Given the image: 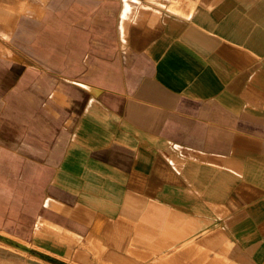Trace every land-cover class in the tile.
I'll return each instance as SVG.
<instances>
[{
    "label": "crops",
    "instance_id": "1",
    "mask_svg": "<svg viewBox=\"0 0 264 264\" xmlns=\"http://www.w3.org/2000/svg\"><path fill=\"white\" fill-rule=\"evenodd\" d=\"M192 1L136 14L126 0L127 61L70 94L59 86L62 127L44 159L59 188L109 221L84 218L87 241L142 250L139 264H222L210 252L227 236L240 264H264V0ZM211 219L227 226L202 229Z\"/></svg>",
    "mask_w": 264,
    "mask_h": 264
},
{
    "label": "rangeland",
    "instance_id": "2",
    "mask_svg": "<svg viewBox=\"0 0 264 264\" xmlns=\"http://www.w3.org/2000/svg\"><path fill=\"white\" fill-rule=\"evenodd\" d=\"M138 1L136 14L141 7L173 3ZM179 1L194 5L192 0ZM127 8L126 0H0V264H58L33 250L66 264L141 263L142 250L117 249L101 233L87 241L83 219L89 218L90 224L102 216L81 204L75 189L59 188L56 169L44 159L62 124L60 103L65 101L59 86L64 90L67 84L70 94L76 88L74 82L90 80L88 72L127 61L119 58L118 33ZM135 16L126 21L127 38L133 37ZM60 213L65 216L62 223ZM211 221L202 229L223 231L227 226L222 219ZM99 222L109 224L106 219ZM202 236L198 231L188 240ZM224 239L210 255H222V264H240L235 245H227ZM12 242L33 250L25 251ZM113 253L122 258L113 259ZM155 259H160L159 254L148 263Z\"/></svg>",
    "mask_w": 264,
    "mask_h": 264
},
{
    "label": "trees",
    "instance_id": "3",
    "mask_svg": "<svg viewBox=\"0 0 264 264\" xmlns=\"http://www.w3.org/2000/svg\"><path fill=\"white\" fill-rule=\"evenodd\" d=\"M33 253H35V254H37V255L43 257V258L49 259V260H51V261H53V262H55V263H58V264H66V263L61 262L60 260H57V259H55V258H52V257H50V256H48V255H46V254H43V253H41V252H38V251L33 250Z\"/></svg>",
    "mask_w": 264,
    "mask_h": 264
},
{
    "label": "water",
    "instance_id": "4",
    "mask_svg": "<svg viewBox=\"0 0 264 264\" xmlns=\"http://www.w3.org/2000/svg\"><path fill=\"white\" fill-rule=\"evenodd\" d=\"M4 240H6V241H8L7 239H4ZM9 242V241H8ZM13 243V245H16V246H18V247H20L21 249H23V250H25V251H28V252H32V248H30V247H28V246H25V245H23V244H20V243H16V242H12Z\"/></svg>",
    "mask_w": 264,
    "mask_h": 264
},
{
    "label": "bare ground",
    "instance_id": "5",
    "mask_svg": "<svg viewBox=\"0 0 264 264\" xmlns=\"http://www.w3.org/2000/svg\"><path fill=\"white\" fill-rule=\"evenodd\" d=\"M14 4V3H13ZM30 4V3H29ZM160 5H161V3H159ZM18 5V4H17ZM14 11V10H13ZM17 13H18V11H17ZM5 16V15H4ZM2 17V16H1ZM4 18V17H3ZM7 19V18H6ZM10 19V18H9ZM8 27H10V26H8ZM7 30V29H6ZM39 226H40V224H39ZM42 228V227H41ZM55 228H56V226H55ZM40 231V230H39ZM6 236H7V234H6ZM41 236V235H40ZM41 238L42 239H45V240H47L48 238H46V237H44V236H41ZM93 239H95V236L93 237V236H91L90 238H89V240H88V242L90 241H92ZM95 241V240H94ZM30 243V242H29ZM28 243V244H29ZM32 243V242H31ZM31 245V244H30ZM33 245V244H32ZM37 245H35V247H36ZM40 248V247H39ZM43 249V248H42Z\"/></svg>",
    "mask_w": 264,
    "mask_h": 264
}]
</instances>
